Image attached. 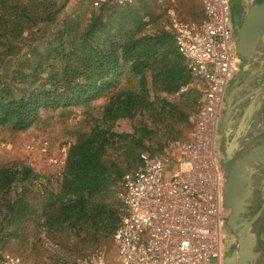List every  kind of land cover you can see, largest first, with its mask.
I'll return each mask as SVG.
<instances>
[{"label":"trees","instance_id":"1","mask_svg":"<svg viewBox=\"0 0 264 264\" xmlns=\"http://www.w3.org/2000/svg\"><path fill=\"white\" fill-rule=\"evenodd\" d=\"M70 1L0 0V126L24 132L43 111L86 109L82 130L65 143L58 191L34 195L42 177L25 164L0 168V252L5 241L27 240L24 226L36 223L73 251L61 263L111 241L120 221L113 186L141 165V153L159 154L178 130L191 129L199 97L185 104L176 98L194 78L173 34L144 33L135 5L94 8L85 0L99 12L78 32L76 16L60 20ZM121 10L130 18L118 17ZM95 108L97 116L89 112ZM125 121L131 129L121 130ZM42 210L47 217L40 222Z\"/></svg>","mask_w":264,"mask_h":264},{"label":"built area","instance_id":"2","mask_svg":"<svg viewBox=\"0 0 264 264\" xmlns=\"http://www.w3.org/2000/svg\"><path fill=\"white\" fill-rule=\"evenodd\" d=\"M89 1L100 8L128 6L135 0ZM197 1L203 10L199 23L173 22L178 51L200 83L190 133L184 141H169L163 152L123 176V206L113 236L119 264H223V172L217 141L237 48L231 0ZM65 166L66 162L59 165L57 178ZM0 264L33 263L0 252ZM79 264L111 263L96 252Z\"/></svg>","mask_w":264,"mask_h":264},{"label":"rangeland","instance_id":"3","mask_svg":"<svg viewBox=\"0 0 264 264\" xmlns=\"http://www.w3.org/2000/svg\"><path fill=\"white\" fill-rule=\"evenodd\" d=\"M85 0H71L68 2L67 7L64 12L60 15V20L65 19L69 15L76 16L72 21L77 24H73L75 30H84L85 27L91 24L94 20L93 17L98 15V10L88 6ZM133 5L138 9H133V13L137 16L144 15V33L152 34L156 33L157 30L165 29L168 32L173 34V22L174 20H181L190 23H199L202 20V9L197 0H135ZM84 6V7H83ZM83 7V8H82ZM241 10H243V16L247 13V8L244 5H240ZM110 13H105L109 15ZM116 15L121 19L125 18L126 20L130 18L128 12L121 10L116 12ZM80 16V17H78ZM106 17V16H104ZM80 23H79V22ZM123 24V23H120ZM63 26V24H59ZM78 28H77V27ZM263 45H261L259 56L254 61V64L261 62L259 57L264 56V40ZM242 69L236 73V77L241 76ZM253 70L246 73V76H252ZM124 83V82H123ZM250 88H244L243 91L238 96V101H245V97L250 93ZM200 93V83L194 79L193 84L181 91L176 98L179 96V101L181 104H185L184 101L199 96ZM175 98V97H174ZM199 98V97H198ZM102 103V100L96 102L95 105L98 106ZM226 100L224 103L223 111L221 114L219 129H218V141L221 143V126L223 120L225 119L224 112L226 110ZM244 103L239 106V111L235 113V118L240 119L243 116L244 112ZM86 111V109L84 110ZM82 109L72 112V114H65L64 111H43L40 115L39 120L36 124L27 131L24 132H13L9 128L0 126V168L3 166H8L10 164H25L31 167L34 172L40 175L42 178L39 180L40 185H37L34 189V195L38 192L45 193L46 188H53L55 191H58V168L62 162L67 160L68 145L67 142H71L75 138V133L82 130L84 125V117ZM92 114L96 116L99 113V110L92 109ZM131 129V123L125 121L121 125V130ZM190 130L183 127V129L178 130L176 133L175 139L170 141L180 140L184 141L188 138ZM45 147H47L44 152ZM149 150L144 151L140 154L141 165L136 168L128 170L132 172L140 168L144 160L152 156ZM157 155V154H156ZM51 159L58 161V164H54ZM221 160V156H219ZM58 166V167H57ZM121 181L113 186L110 201H113L118 207L119 216L123 206V201L121 198ZM35 202V201H34ZM42 209V207H39ZM47 211H40L37 219L40 222L43 221L47 216ZM42 224V223H41ZM26 231L23 232L22 236L28 237L27 240L21 239H10L5 241L4 246L1 245V250L15 254L24 260L33 263V264H74L75 262H80L81 260L87 258L93 253L101 252L103 253L109 263L119 264L117 247H115L113 238L107 243H102L100 246L94 247L83 257H75L69 263H61L63 258H67L70 254H73V251L67 247L59 248L57 246L58 240H55V235L47 234L38 229L37 224H29ZM38 232L41 239L39 241L35 233ZM64 236V235H61ZM60 238H63L61 237ZM77 239L74 237L73 242ZM38 244L37 249L34 247V244ZM82 247V245H79ZM69 252V253H68ZM64 254V255H63Z\"/></svg>","mask_w":264,"mask_h":264},{"label":"water","instance_id":"4","mask_svg":"<svg viewBox=\"0 0 264 264\" xmlns=\"http://www.w3.org/2000/svg\"><path fill=\"white\" fill-rule=\"evenodd\" d=\"M231 2L238 60L225 97L218 142L223 172V264H264V56L254 64L264 40V3L247 8L243 16L242 4ZM239 69L241 76L235 78ZM251 70L252 76H246ZM250 86L245 101H238ZM242 103L243 116L236 119Z\"/></svg>","mask_w":264,"mask_h":264},{"label":"crops","instance_id":"5","mask_svg":"<svg viewBox=\"0 0 264 264\" xmlns=\"http://www.w3.org/2000/svg\"><path fill=\"white\" fill-rule=\"evenodd\" d=\"M235 3H238V4L240 3V4L244 5L246 8H250L255 4H263L264 0H235ZM201 9H202V6H201ZM202 12H203V10H202ZM202 17H203V13H202ZM262 191H263L262 195L264 198V181L262 183Z\"/></svg>","mask_w":264,"mask_h":264},{"label":"flooded vegetation","instance_id":"6","mask_svg":"<svg viewBox=\"0 0 264 264\" xmlns=\"http://www.w3.org/2000/svg\"><path fill=\"white\" fill-rule=\"evenodd\" d=\"M235 35H237V33H235Z\"/></svg>","mask_w":264,"mask_h":264}]
</instances>
